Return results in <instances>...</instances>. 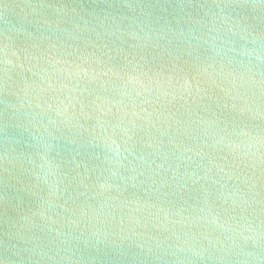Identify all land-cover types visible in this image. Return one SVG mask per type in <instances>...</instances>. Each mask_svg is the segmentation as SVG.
Instances as JSON below:
<instances>
[{
	"label": "water",
	"instance_id": "95a60500",
	"mask_svg": "<svg viewBox=\"0 0 264 264\" xmlns=\"http://www.w3.org/2000/svg\"><path fill=\"white\" fill-rule=\"evenodd\" d=\"M0 264H264V0H0Z\"/></svg>",
	"mask_w": 264,
	"mask_h": 264
}]
</instances>
